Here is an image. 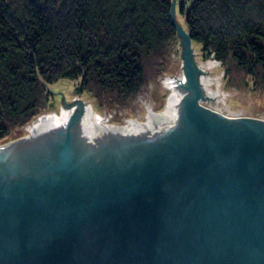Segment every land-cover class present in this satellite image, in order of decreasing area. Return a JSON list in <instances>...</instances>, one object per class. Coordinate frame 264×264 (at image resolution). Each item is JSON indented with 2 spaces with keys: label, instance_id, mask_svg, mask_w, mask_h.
Segmentation results:
<instances>
[{
  "label": "water",
  "instance_id": "1",
  "mask_svg": "<svg viewBox=\"0 0 264 264\" xmlns=\"http://www.w3.org/2000/svg\"><path fill=\"white\" fill-rule=\"evenodd\" d=\"M186 44L132 102L66 83L0 141V264H264V98Z\"/></svg>",
  "mask_w": 264,
  "mask_h": 264
},
{
  "label": "trees",
  "instance_id": "2",
  "mask_svg": "<svg viewBox=\"0 0 264 264\" xmlns=\"http://www.w3.org/2000/svg\"><path fill=\"white\" fill-rule=\"evenodd\" d=\"M173 0H0V140L38 112L52 83L132 94L143 57L178 35ZM187 31L222 64L264 66V0H191Z\"/></svg>",
  "mask_w": 264,
  "mask_h": 264
},
{
  "label": "rangeland",
  "instance_id": "3",
  "mask_svg": "<svg viewBox=\"0 0 264 264\" xmlns=\"http://www.w3.org/2000/svg\"><path fill=\"white\" fill-rule=\"evenodd\" d=\"M10 1L15 10L22 9V0ZM182 4L188 9L191 6V0H177V9L175 13L177 26L187 31V11L181 10ZM185 49V40L178 34L176 37L170 39L159 50L144 55L142 61L144 68V83L140 90L135 93L125 94L121 92L106 91L91 85L82 91L83 96L93 107L112 108L130 103L142 93L149 78L155 72L166 71L176 57L185 54ZM196 51H202V45L200 43L192 44V52ZM211 57L212 59H215L213 55ZM219 64V67L216 68V75H222V88L228 94L237 99L264 98V66L259 65L255 68L240 66L232 57L227 59L224 64L219 61ZM66 83H73L79 86L81 80L62 79L52 83L48 89L49 94L38 113H40L45 107L54 90ZM5 124V127L8 130V135L0 141L15 139L21 136L22 124H13L8 121H6Z\"/></svg>",
  "mask_w": 264,
  "mask_h": 264
},
{
  "label": "bare ground",
  "instance_id": "4",
  "mask_svg": "<svg viewBox=\"0 0 264 264\" xmlns=\"http://www.w3.org/2000/svg\"><path fill=\"white\" fill-rule=\"evenodd\" d=\"M214 63H215V68L219 67V61L216 59H213ZM217 79L219 81L220 86L222 87V75H217Z\"/></svg>",
  "mask_w": 264,
  "mask_h": 264
}]
</instances>
